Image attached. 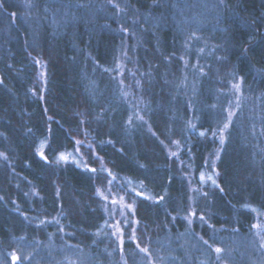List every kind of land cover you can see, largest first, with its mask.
<instances>
[{
  "label": "trees",
  "instance_id": "1",
  "mask_svg": "<svg viewBox=\"0 0 264 264\" xmlns=\"http://www.w3.org/2000/svg\"><path fill=\"white\" fill-rule=\"evenodd\" d=\"M211 1L0 0L1 244L59 222L98 251L112 174L153 194H129L141 244L179 238L193 216L200 236L181 235V255L204 258L210 243L235 255L231 232L249 236L252 206L264 209V109L217 124L239 95L264 102V0ZM123 52L128 97L104 68ZM73 150L86 165L59 158ZM211 168L218 184L202 185Z\"/></svg>",
  "mask_w": 264,
  "mask_h": 264
},
{
  "label": "rangeland",
  "instance_id": "2",
  "mask_svg": "<svg viewBox=\"0 0 264 264\" xmlns=\"http://www.w3.org/2000/svg\"><path fill=\"white\" fill-rule=\"evenodd\" d=\"M210 3L214 5L217 3V0ZM133 15L137 14L133 13ZM199 52L203 55L201 48H199ZM125 54L124 52L121 53L120 57H117V63L112 66L104 65V68L107 71V75L114 78L116 76L119 77L116 78V83L114 84L117 85L121 82L120 92L128 97L130 91L124 85L123 76L128 66V69H131V65ZM201 65L203 64L198 60L194 65L195 68L192 70L202 72L203 68ZM189 79L190 81L192 79L199 80L196 73L191 74ZM236 81L235 88H239L237 92L242 93L240 88L243 87V82L240 79ZM177 82V86L181 85V82ZM234 97L236 95L232 96V98ZM247 103V97L239 95L236 97L235 103L231 102L227 106L226 113L229 117L226 118L224 116L221 123L217 124L220 129L223 127V133L227 131L226 128L229 127L228 125L234 118L233 116L243 115L244 108H251L247 113L249 112V117L252 119L261 114H259V110L264 109V102L261 97L255 98L252 106L250 103L246 106ZM253 114L258 115L252 116ZM138 119L140 121L143 120L141 114H139ZM149 126V124L146 125L147 128ZM219 137L221 140V132L219 133ZM46 146L47 142H42L40 151H44ZM59 158L65 162H76L79 165L87 164L78 150L64 151L59 154ZM200 179L203 183L202 185L216 186L218 184V174L214 168L201 172ZM118 180H123L125 186L120 187L116 183ZM191 187L190 206L193 207L194 213H196L194 202L196 188L194 186ZM114 188H120V190L116 191ZM99 193L102 200L105 201L104 204L109 218L105 222H102L97 229L96 239L101 243L98 251H93L94 247L86 248L71 241V236L66 226L61 225L59 222H33L35 227L39 228V231L40 224H51L45 230V238L35 234L23 233L15 236L8 243H0V264H187V261L188 264H194L189 259H185V257L190 258L194 256V253L189 254L185 252V257H181V235L185 240L200 236V232L194 226L196 222H194L195 218L192 216L193 210L187 217L192 216L193 222H185L186 230H183L182 233L180 232L179 238L170 239L169 234L164 233L165 235L163 236H157L159 238L157 239L153 235V244L147 242L144 245L140 243L142 240L139 238V222H135L134 218L135 203L129 198V194L140 193L139 195L152 197L153 194L137 180L130 179L128 176L117 179L112 174L107 178L105 184L99 186ZM132 197L135 199V196ZM252 208L257 214L255 222L251 226L250 235L247 236L240 233L237 228L231 232L234 233V236L233 234L231 235L233 236L231 242L235 244L231 249L235 252V255L232 251L226 250L221 245L210 243L209 255L204 256V258L199 257L196 264H214L221 257L222 253H227L221 262L222 264H264V209L259 206H252ZM199 224L201 225V222ZM175 239H177L175 242H170ZM219 239L221 238L219 237ZM217 249H220V251H217Z\"/></svg>",
  "mask_w": 264,
  "mask_h": 264
},
{
  "label": "bare ground",
  "instance_id": "3",
  "mask_svg": "<svg viewBox=\"0 0 264 264\" xmlns=\"http://www.w3.org/2000/svg\"><path fill=\"white\" fill-rule=\"evenodd\" d=\"M181 257H185V256L184 255H181ZM198 258L199 257H194V256H191L190 258L185 257V259H189V261L192 262V263H194V264H196L198 262ZM186 263L188 264V261Z\"/></svg>",
  "mask_w": 264,
  "mask_h": 264
},
{
  "label": "snow or ice",
  "instance_id": "4",
  "mask_svg": "<svg viewBox=\"0 0 264 264\" xmlns=\"http://www.w3.org/2000/svg\"><path fill=\"white\" fill-rule=\"evenodd\" d=\"M63 158V157H62ZM145 251H146V249H145ZM217 251H220V249H217Z\"/></svg>",
  "mask_w": 264,
  "mask_h": 264
}]
</instances>
